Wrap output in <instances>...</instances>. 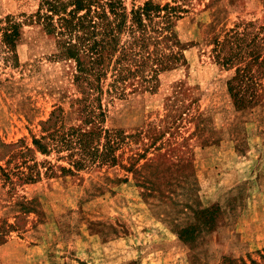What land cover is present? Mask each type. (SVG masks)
<instances>
[{
  "label": "rangeland",
  "instance_id": "374dc122",
  "mask_svg": "<svg viewBox=\"0 0 264 264\" xmlns=\"http://www.w3.org/2000/svg\"><path fill=\"white\" fill-rule=\"evenodd\" d=\"M152 1L184 10L179 44L164 41L179 60L103 94L104 126L130 135L114 165L49 175L69 166L66 152L27 148L57 106L66 125L80 124L75 63L30 18L37 0H0V264H264V0ZM7 15L20 24L14 49ZM234 32L242 60L223 65L217 43ZM247 61L255 96L237 109L227 82ZM205 208L208 225L198 223Z\"/></svg>",
  "mask_w": 264,
  "mask_h": 264
},
{
  "label": "trees",
  "instance_id": "16d2710c",
  "mask_svg": "<svg viewBox=\"0 0 264 264\" xmlns=\"http://www.w3.org/2000/svg\"><path fill=\"white\" fill-rule=\"evenodd\" d=\"M37 2L36 11L30 18L55 36L58 57L71 59L75 63L73 80L80 97L72 103L77 106L81 122L66 125L64 109L55 107L41 122V135L32 140L34 149L27 148V151L46 155L51 151L66 152L69 166L53 168L50 165L45 171L49 175L54 174L56 169L71 174L74 170L92 165H114L117 162L116 150L130 135L104 126L106 110L101 103L102 96L105 92L120 93L125 83L137 76L149 82L156 78L160 70L179 60L175 53H166L170 46L164 41L179 44L173 33V25L184 10L176 5H161L152 0H146L130 10L126 9L123 0ZM5 20L6 24L2 27V35L7 43L5 46L14 49L20 39V24L9 15ZM243 40L234 32L223 41H218V58H221L223 65H235L236 61L242 60ZM161 45H164L163 48ZM248 53L253 54L255 61L259 58V54ZM237 64L235 74L227 85L235 107L244 109L253 103L255 85L249 83H253L249 61L243 67ZM8 147L0 140L1 149ZM39 176L40 172L36 171L28 173L26 179L33 181ZM213 214L209 208L198 211V223L210 224ZM196 228L197 225H190L182 230L181 235L190 236ZM228 262L231 264L233 261Z\"/></svg>",
  "mask_w": 264,
  "mask_h": 264
}]
</instances>
